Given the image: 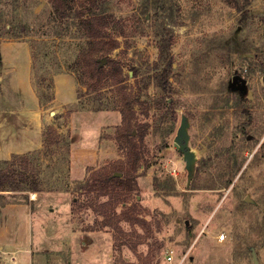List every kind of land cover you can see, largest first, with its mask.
I'll use <instances>...</instances> for the list:
<instances>
[{"label":"rangeland","instance_id":"1","mask_svg":"<svg viewBox=\"0 0 264 264\" xmlns=\"http://www.w3.org/2000/svg\"><path fill=\"white\" fill-rule=\"evenodd\" d=\"M88 1L70 3L76 11ZM102 9L125 21L127 38L109 56L122 67V93L110 86L114 79L94 91L79 77L90 46L76 37L77 20H60L50 0H0V43H29L46 106L53 107L46 98L55 94V77L76 81V101L51 110L53 131L36 158L42 192L7 186L0 198L26 206V236L16 242L26 241L27 263L264 264V0L247 12L225 0H106ZM235 76L245 83L234 84ZM127 97L137 100L132 124L149 126L144 143L137 140L149 161L133 176L126 203L98 200L108 205L101 215L75 201L87 202L79 189L93 173L124 165ZM183 117L198 158L189 188L174 147ZM20 215L0 219L17 228ZM106 215L121 218L120 231L101 227ZM16 263L15 255L0 256V264Z\"/></svg>","mask_w":264,"mask_h":264},{"label":"trees","instance_id":"2","mask_svg":"<svg viewBox=\"0 0 264 264\" xmlns=\"http://www.w3.org/2000/svg\"><path fill=\"white\" fill-rule=\"evenodd\" d=\"M56 15L60 20L74 19L77 20L76 30L79 35L76 36L81 39H85L87 44L90 46L89 49L82 53L80 58V65L82 64V70L80 71V76L84 80V84L91 90L100 91L103 88H107L109 84L108 79H114L113 83L110 85L112 87L116 86L118 90L122 93L124 89L125 78L123 76L122 67L119 65L118 61L110 58L112 52L120 47L119 38H127V32L125 27V21L122 18L116 17L112 13H108L102 9V2L106 0H89V4L85 10L74 11V6L70 3L71 0H50ZM229 5L238 10L239 12H247L253 0H225ZM86 5L85 3L83 6ZM98 10L100 12H98ZM113 30L118 32V37H111L109 31ZM106 60L103 64L102 60ZM111 68V72L107 68ZM134 77L137 71L133 69ZM106 79V80H104ZM95 83V84H94ZM54 96L46 98L47 102L53 101ZM135 101H137L135 99ZM134 99L127 97L125 99V108L127 110L122 111L124 126L121 129L123 131V136L126 138V144L123 147L122 152L125 158L124 165L117 168L110 174H99L93 173L91 179L86 181L80 186L79 192H84L83 194L90 196V193L97 192L96 200L93 201L91 197L87 196V202L75 201L78 207H91L95 208V211L104 215L101 209H106V202H98L101 197L107 196L111 200L115 201L116 204L126 203L129 199L131 192L135 189V181L132 180L133 176L137 173L138 169L144 164H148V159L141 151L139 147V141L143 144L149 131L148 124H138L135 126L132 124L133 117L135 116L133 112V107L135 104ZM137 132V137L134 136V131ZM53 131L51 125L47 127L44 132V146H46V136ZM39 151L29 152L23 155H14L9 160L0 161V198H3V192L8 186L12 187L11 191L14 192H33L39 194L42 192V184L40 177V167L36 160L39 156ZM118 190L120 192H118ZM119 193V194H117ZM28 196H25L27 198ZM110 200H108L109 202ZM107 202V203H108ZM7 203L18 204L17 202H5L0 205ZM99 204V206L97 205ZM84 205V206H82ZM136 206H131V211H133ZM126 214V212H125ZM121 218L114 220L110 215H106L102 220L101 227L114 226L119 231ZM127 221H130L127 218ZM114 222V223H113ZM134 224V222H133Z\"/></svg>","mask_w":264,"mask_h":264},{"label":"crops","instance_id":"3","mask_svg":"<svg viewBox=\"0 0 264 264\" xmlns=\"http://www.w3.org/2000/svg\"><path fill=\"white\" fill-rule=\"evenodd\" d=\"M34 57L27 41L8 40L0 43V161L14 155L39 151L44 146V132L52 124V112L76 101V81L72 76L54 78L53 107L40 99L34 86ZM70 85L66 92L63 87ZM3 194V193H2ZM31 212V211H30ZM21 213V227H7V216ZM26 206L8 203L0 205V256L15 255L20 264L27 263L24 252L26 241L16 242L17 237L26 236L23 229L27 221ZM31 216V213H30ZM23 221V222H22ZM12 239V243L6 240ZM15 238V239H14ZM11 248H14L11 249ZM18 255V257H17Z\"/></svg>","mask_w":264,"mask_h":264},{"label":"water","instance_id":"4","mask_svg":"<svg viewBox=\"0 0 264 264\" xmlns=\"http://www.w3.org/2000/svg\"><path fill=\"white\" fill-rule=\"evenodd\" d=\"M102 62L103 64H105L106 60L104 59ZM238 82L245 83V80L242 79L240 76H235L233 78V83L236 84ZM189 126L190 124L188 119L186 117H183L174 143V147L183 154L186 169L188 171V188L190 187L191 181L195 175V168L198 160L196 153L190 147ZM246 201L249 202L250 198H247Z\"/></svg>","mask_w":264,"mask_h":264},{"label":"built area","instance_id":"5","mask_svg":"<svg viewBox=\"0 0 264 264\" xmlns=\"http://www.w3.org/2000/svg\"><path fill=\"white\" fill-rule=\"evenodd\" d=\"M217 239H218V241H224L226 239V235L225 234H221V235L218 236ZM168 261L169 262H173L174 261V255L170 254L168 256Z\"/></svg>","mask_w":264,"mask_h":264},{"label":"bare ground","instance_id":"6","mask_svg":"<svg viewBox=\"0 0 264 264\" xmlns=\"http://www.w3.org/2000/svg\"><path fill=\"white\" fill-rule=\"evenodd\" d=\"M33 195H34V197H36V194L35 193Z\"/></svg>","mask_w":264,"mask_h":264}]
</instances>
